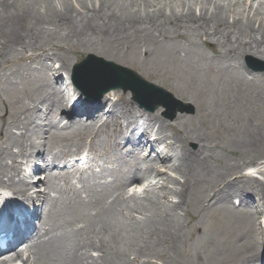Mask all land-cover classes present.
Returning <instances> with one entry per match:
<instances>
[{
	"label": "bare ground",
	"instance_id": "1",
	"mask_svg": "<svg viewBox=\"0 0 264 264\" xmlns=\"http://www.w3.org/2000/svg\"><path fill=\"white\" fill-rule=\"evenodd\" d=\"M201 44L214 48L215 56L209 57ZM71 50L91 51L110 62L131 65L137 51L157 53L194 78L217 71L245 73L243 60L248 55L264 56V0H0V188L23 198L30 192L24 186L41 183L48 190L39 196L42 206L31 219L23 218L33 238L28 246L33 252L24 260V248L12 249L0 257V264L15 260L30 264L31 257L35 259L31 264H129V254L136 262L145 260L143 264H158L151 259L162 264H264V234L254 237L257 228L263 229L259 220L264 216V184L249 176L236 178L244 167L260 166L264 128L245 120L243 132L232 142L241 159L225 166L210 161L211 136L184 119L172 125L145 113L153 138L149 139V132L135 137L137 127L128 122L133 106L124 94L114 92L115 100L100 114L108 96L90 104L78 97L68 109L57 84L62 83V74L71 72L73 60L67 55ZM31 52L39 55L29 56ZM197 81L203 91L206 81ZM213 85L204 93L207 97L211 90L217 97L207 114L228 115L246 98L264 103V92L247 94L230 78L221 88L233 96L222 105L220 83L217 88ZM63 89L70 94V88ZM183 96L195 102L192 95ZM105 116L103 126L108 131L102 139L96 131ZM35 117L43 123L33 131ZM117 138L132 145L133 158L115 155L111 168L97 165L91 174L79 177L77 185L72 184L68 164L63 172L57 170L59 162L87 147L91 154L101 149L104 158L111 159ZM193 142L198 144L196 151L190 148ZM53 145H58L57 153ZM29 147L35 150L37 162L22 177L18 160ZM146 149L151 155H143ZM160 165L179 178L160 173ZM38 172L45 176H37ZM161 175L168 183L165 187L156 183ZM61 181L68 188L61 187ZM143 181L148 184L142 192L146 199L139 202L137 193L130 196L126 189L142 190ZM111 190L114 196L108 202ZM218 206H232L247 215L239 218L234 212L229 224L209 232L204 228L206 217ZM118 209L128 223L121 218L115 225L108 221ZM184 216L195 222L193 231L184 230ZM7 227L5 235L13 227L17 233L20 226L8 223Z\"/></svg>",
	"mask_w": 264,
	"mask_h": 264
},
{
	"label": "rangeland",
	"instance_id": "2",
	"mask_svg": "<svg viewBox=\"0 0 264 264\" xmlns=\"http://www.w3.org/2000/svg\"><path fill=\"white\" fill-rule=\"evenodd\" d=\"M251 1H249L250 3ZM215 44V47L218 45L216 41L212 40ZM181 44H186V42L181 39L179 41ZM76 43V42H75ZM70 46L74 45L73 43L69 44ZM201 48L209 55V57H213L216 54V51L214 48H207L201 44ZM217 48V47H216ZM70 54H67L69 57L73 60V67L71 69V72L69 75L62 74V83L59 87H57V90L63 97H68L69 94H66L65 90L63 88H70L74 90V86L72 83V75L74 72V68L76 65L83 62L85 59H87L90 56H95L97 58H101L106 60L103 57H100L98 55H95L94 53L85 52L83 50H77V51H69ZM157 54V53H156ZM156 54H145L144 52L137 51L134 53V63L135 65H131L128 63H115L117 66H120L122 68L128 69L132 73H134L136 76H138L143 81L154 84L168 93L172 95L174 98V102L172 103V109L166 110L162 107L156 108L154 115L160 116L165 122H168L172 125L175 123L181 121L191 122L193 125H195L197 128L206 131L212 138V145H213V151H212V158L210 159L211 163H214L216 166H225L227 163H234L237 160L241 159V153L234 152V146L232 145V142H234V139H236V135L240 132H243V126L246 124L248 120H250L251 124L254 126H259L264 128V103L257 100V102L253 100H249L248 98L243 100V104H241L239 107L236 106V108L232 109L228 115L225 114V116L219 115L214 111L212 113L207 114L206 111H208L210 108H214V104L216 101H213L214 99L217 100V97L214 95V92L206 93L207 97H205V91L206 88H211V86L218 87V84L220 83V104L224 105L226 102L229 103L230 97L233 95L231 93L226 92V90L223 91L221 88L222 84L225 80H229L230 78L233 81H236L248 94L250 92H256L255 95L261 94L264 92V56L261 54H252L248 55L243 60V65L246 69V72H239L238 70H233L231 72H222L219 71L214 72V74L209 73L208 76H202L201 78H194V76H188L185 74H182V71L179 70V67L176 66L177 64H173V62L168 59H165L162 55H156ZM39 53H29V56H37ZM108 61V60H107ZM110 62V61H109ZM113 63V61H111ZM196 72V71H195ZM198 73V72H196ZM224 73V74H223ZM53 74V73H51ZM50 74V75H51ZM227 74L225 77L223 75ZM39 75L32 77L31 82L35 81L38 78ZM40 77H45V73H41ZM197 79H200L202 81H206L203 87L202 91V82L197 81ZM212 82L213 84H211ZM41 84L43 82L41 81ZM2 84L0 83V90H1ZM63 87V88H62ZM75 91V90H74ZM115 92H119L121 94L126 95L127 100L130 104L134 107L133 109H136V111L139 110L138 105L135 104L133 100L132 94L128 91L125 92L123 90H117ZM183 94H189L192 95V97L195 98V102L190 101L189 99L184 98ZM106 96L109 97V102L106 105H110V102L115 100L114 92H111L107 94ZM234 98L231 99V101ZM205 102H209L207 105L204 104ZM103 106L104 107H106ZM201 109H203L205 112L201 114ZM145 118V117H144ZM189 118V119H188ZM246 120V122H245ZM34 125L32 127L33 131L37 130V126L42 125L43 120L40 117H35L33 119ZM244 124V125H243ZM234 128V129H233ZM240 129V130H239ZM238 130V131H237ZM67 131V130H65ZM104 134V131L102 132ZM48 136L44 137L43 141L47 142ZM59 144V143H58ZM58 145H53L52 147H57ZM44 148L48 149L47 146ZM59 147H57L58 149ZM124 148V147H123ZM158 148V147H157ZM190 148L194 151L198 149L197 143H191ZM156 149L157 154L160 153V150ZM262 154L259 156V163L260 168L257 166H246L242 169V173L238 174L236 178L243 179L242 175L252 177L254 180L263 183L264 184V145L261 150ZM157 154H152V158H157ZM147 155V154H146ZM151 155V154H150ZM27 163V162H26ZM19 164L21 167L23 166V162L20 160ZM160 173H168L172 177L179 178L175 173L168 171L165 167H159ZM129 170L125 171V174H127ZM37 175L39 176H45L43 173L38 172ZM161 175V179H158L156 183L159 184V187L161 186H167L168 183L165 181V177ZM79 177V176H77ZM233 178V179H236ZM75 180L72 181L73 184ZM145 181V180H144ZM141 182L142 184V190L141 188L135 189L130 188V196L134 193H137L138 201L142 202L146 199V195H142V192L144 189L148 186L146 182ZM146 183V184H145ZM61 187L68 188V184L66 182H59ZM136 186L135 184H133ZM46 185L43 186L40 185L38 188L40 192L38 194H44L47 193L48 190H46ZM144 186V187H143ZM255 186V184H254ZM126 189V188H125ZM127 188L126 190H128ZM129 191V190H128ZM111 192L106 196H110L112 194ZM136 195V194H135ZM52 197H55L56 195L54 193H51ZM129 196V197H130ZM128 197V198H129ZM259 199V197H257ZM172 200V199H171ZM235 201V200H234ZM115 206V205H114ZM116 208V207H114ZM121 210L118 209L116 214H110L108 221L110 222H116V218H121L120 216ZM234 209H232V206H218L217 208L213 209L209 215L206 217L207 221L205 223L204 228L207 229L209 232H213L216 230L222 229L226 224H229L231 222L230 218L238 216L239 218L246 217L247 214L243 213V211H236L234 214ZM253 212V211H251ZM119 214V216H117ZM92 215L94 217L98 216V210L97 212H93ZM123 222L128 223V219L121 218ZM183 228L187 232L193 231L194 229V223L191 219L188 217H183ZM251 221V220H250ZM260 222H262V230H259L257 228V232L255 233L254 237H260L262 234H264V216L260 217ZM117 223V222H116ZM128 225V224H127ZM81 227V225H77V228ZM114 229H111L114 231H117V227L112 226ZM189 230V231H188ZM111 232V233H113ZM108 235L105 234L104 237H107ZM38 242L41 241L37 240ZM36 242V241H35ZM41 243V242H40ZM32 245V243H30ZM29 245V246H30ZM29 248V247H28ZM28 252L24 256V260L28 258V256L31 255L33 252V249H28ZM81 256V255H79ZM30 264L35 259L31 257ZM135 257L129 256L127 257L126 261L129 264H143L145 260H141L140 262L135 261ZM22 261V260H21ZM20 260H15L12 264H25V261L23 263ZM150 262L162 264L161 262L151 259ZM83 264V262H82Z\"/></svg>",
	"mask_w": 264,
	"mask_h": 264
},
{
	"label": "water",
	"instance_id": "3",
	"mask_svg": "<svg viewBox=\"0 0 264 264\" xmlns=\"http://www.w3.org/2000/svg\"><path fill=\"white\" fill-rule=\"evenodd\" d=\"M83 75L80 80V76ZM117 78L118 81H112ZM74 82L86 95L101 98L114 89H124L132 91L134 99L146 106L149 110H154L156 104L163 105L168 110L172 109L174 99L172 95L163 92L154 85L147 83L127 69L115 66L95 57H89L76 67Z\"/></svg>",
	"mask_w": 264,
	"mask_h": 264
}]
</instances>
